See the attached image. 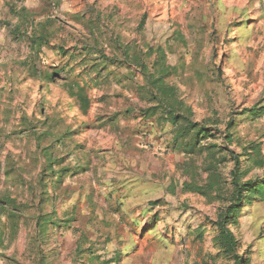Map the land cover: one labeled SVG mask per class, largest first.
I'll return each mask as SVG.
<instances>
[{
    "label": "rangeland",
    "instance_id": "obj_1",
    "mask_svg": "<svg viewBox=\"0 0 264 264\" xmlns=\"http://www.w3.org/2000/svg\"><path fill=\"white\" fill-rule=\"evenodd\" d=\"M148 44L206 128L189 147L146 111L139 69L102 56L150 67ZM263 105L264 0H0V264H234L216 224L233 176H264V111H246ZM226 225L264 264V197Z\"/></svg>",
    "mask_w": 264,
    "mask_h": 264
},
{
    "label": "trees",
    "instance_id": "obj_2",
    "mask_svg": "<svg viewBox=\"0 0 264 264\" xmlns=\"http://www.w3.org/2000/svg\"><path fill=\"white\" fill-rule=\"evenodd\" d=\"M142 18L139 22V26L143 23ZM37 42L39 43V41ZM123 52L125 53L123 60H120L116 56L110 57L105 54L102 56L103 59L108 60L109 62L120 61L128 67L139 69L138 71L144 76L147 83L145 89L147 100L148 102L153 103L146 109L148 114L159 110L161 113L160 115H162L164 120L168 121L174 128L175 138L184 140L188 139V141L186 140L187 142L185 141L184 145L190 146L189 143L193 145L194 140H198L207 134L205 130L206 128L200 125L199 122L192 120V112L189 106L186 105L178 95L177 87L166 81L171 74L177 71V67L167 63L166 51L162 45L148 44L146 46L145 56H155L150 67L146 65V62H144L140 56L130 53V48L128 46H125ZM151 68H153L152 71L150 70ZM66 86L68 92L78 101L79 107L85 110L89 104V99L84 93V85L81 86L78 82H68ZM257 109L264 111V105L258 108H246V111L253 113ZM249 149H251L248 154L249 157L251 156L250 158L257 162L259 166L263 165L264 161L262 160L259 144L249 143ZM66 173L67 171L64 170L61 173V176H64ZM216 180L217 179L214 177L212 181H209L204 186L186 183L182 189L205 193L206 190H214L216 188L218 183ZM231 193L232 204L225 209V211L221 214V220L216 224L218 228L217 239L221 245L222 252L229 255L233 254L235 256L234 264H245L246 262L241 260L239 254H234L236 239L234 238L231 230L227 227L226 223L228 220L235 219L238 216L239 209L245 200L250 201L255 198L264 197V176L257 178L256 180L249 179L241 182L237 174L234 175L233 190Z\"/></svg>",
    "mask_w": 264,
    "mask_h": 264
}]
</instances>
